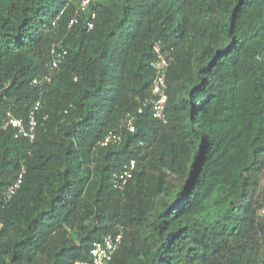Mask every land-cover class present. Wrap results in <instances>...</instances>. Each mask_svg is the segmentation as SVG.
Wrapping results in <instances>:
<instances>
[{"label":"trees","instance_id":"1","mask_svg":"<svg viewBox=\"0 0 264 264\" xmlns=\"http://www.w3.org/2000/svg\"><path fill=\"white\" fill-rule=\"evenodd\" d=\"M79 1L54 27L68 0H0V126L42 102L33 141L0 132V197L25 171L0 206V264H74L118 233L111 264H264L250 180L264 155V0H94L75 14ZM57 41L68 55L41 95L32 82ZM157 41L171 57L166 124L144 106ZM140 108L135 132L99 146Z\"/></svg>","mask_w":264,"mask_h":264},{"label":"built area","instance_id":"2","mask_svg":"<svg viewBox=\"0 0 264 264\" xmlns=\"http://www.w3.org/2000/svg\"><path fill=\"white\" fill-rule=\"evenodd\" d=\"M72 2L73 0H69ZM94 0H82L80 3L78 12H89L91 10V5H93ZM69 5V3H68ZM67 8H64L60 13V16L56 19V22L60 17L65 13ZM92 19H95L96 14L94 12L90 13ZM77 20L73 19L70 23V26L76 23ZM55 25V23H54ZM93 22L88 23V29H93ZM153 50L155 53V60L151 63V67L154 71V80L151 92V98L145 102L144 106H150L152 110V115L155 119L162 123H167V103H168V71L171 65V57L165 47L162 45V42L157 41L153 45ZM68 55V50L64 46L63 42H56L51 48V60L47 65V73H45L42 78H34L33 84L38 86L40 89L41 95L44 92H47L50 89V86L53 83L54 73L59 69L63 64ZM41 100H39L34 108L31 110L28 119H18L8 114L6 121L0 126L1 131H7L10 128L15 129L16 138H25L33 141L36 136V130L38 127V121L36 117L37 111L41 107ZM145 106V107H146ZM144 108H140L136 114L127 113L126 116L120 121L119 125L108 132L105 139L100 142V147H106L110 144L120 143L123 139V133L125 131L133 133L136 130V115L143 113ZM136 164L132 160L127 163L121 171L115 172L112 175V183L120 189H123L130 178L133 175ZM23 172L19 175L18 179L10 186L6 192L0 197V206L4 205L12 200L16 195L18 190L22 186L23 182ZM264 214V210L261 212ZM123 241L122 233L115 235L104 236L102 239L93 243L90 250L89 260H78L74 264H111L116 252L120 248Z\"/></svg>","mask_w":264,"mask_h":264},{"label":"rangeland","instance_id":"3","mask_svg":"<svg viewBox=\"0 0 264 264\" xmlns=\"http://www.w3.org/2000/svg\"><path fill=\"white\" fill-rule=\"evenodd\" d=\"M260 162L259 165V171H254L252 174H250V180L252 183V192L253 194L258 197V199L260 200L261 195L263 194V190H264V155L261 156L258 160ZM264 209L262 208L261 212Z\"/></svg>","mask_w":264,"mask_h":264},{"label":"clouds","instance_id":"4","mask_svg":"<svg viewBox=\"0 0 264 264\" xmlns=\"http://www.w3.org/2000/svg\"><path fill=\"white\" fill-rule=\"evenodd\" d=\"M73 1H74V0H73ZM73 1H72V2H73ZM81 1H82V0L79 1V4H78L79 7H80V3H81ZM68 3H71V2L68 0ZM68 3H67V5L65 6V8H67V7L69 6ZM79 7L76 8V13H75V14L80 13V12L77 13V10H79ZM66 10H67V9H66ZM61 12H62V11H61ZM61 12H60V13H61ZM65 12H66V11H65ZM63 15H64V14H63ZM63 15H62V16H63ZM59 16H60V14H59ZM59 16H58V17H59ZM62 16H61V17H62ZM58 17H57V18H58ZM61 17H60V18H61ZM57 18H56V19H57ZM56 19H55V21H54L53 24H52L54 27L56 26V23L60 20V19H59V20L56 22ZM74 19L77 20V18H74ZM54 23H55V25H54ZM70 23H71V22H70ZM74 24H75V23H74ZM93 24H94V23H93ZM71 26H72V25H71ZM87 29H88V25H87ZM88 30H89V29H88ZM89 31H91V30H89ZM57 42H60V41H57ZM55 43H56V42H55ZM63 44H64V43H63ZM52 46H53V45H52ZM64 46H65V45H64ZM65 47H66V46H65ZM51 48H52V47H51ZM66 49H67V47H66ZM67 50H68V49H67ZM50 60H51V56H50ZM50 60H49V61H50ZM65 60H66V59H65ZM48 63H49V62H48ZM63 63H64V62H63ZM47 65H48V64H47ZM59 68H60V67H59ZM47 71H48V70H47ZM56 72H57V71H56ZM56 72L54 73V76H55ZM46 73H47V72H46ZM50 87H51V86H50Z\"/></svg>","mask_w":264,"mask_h":264}]
</instances>
